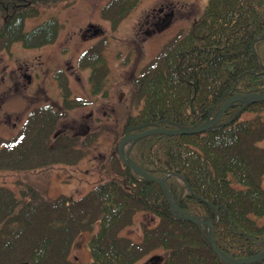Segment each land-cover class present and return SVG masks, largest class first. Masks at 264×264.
Instances as JSON below:
<instances>
[{"label":"trees","instance_id":"16d2710c","mask_svg":"<svg viewBox=\"0 0 264 264\" xmlns=\"http://www.w3.org/2000/svg\"><path fill=\"white\" fill-rule=\"evenodd\" d=\"M62 1L0 0V17H7L0 26V49L16 42L25 47L52 43L60 29L55 17L29 28L26 20ZM140 1L109 0L102 15L115 25ZM79 64L91 70V93L104 92L108 76L102 51L89 49ZM56 77L63 110L36 106L16 135L0 139V170L75 164L82 145L93 144L96 134L83 142L51 135L64 111L76 106L60 71ZM133 91L143 106L126 125L157 122L165 128L198 126L216 116L232 94L264 92V0H208L200 17L138 74ZM263 109L264 101L236 103L205 132L153 134L128 148L140 167L165 179L185 212L215 223L217 245L237 258L264 249ZM115 154L110 156L115 178L95 183L81 198L49 199L29 182L18 189L0 185V264H73L74 241L85 230L92 233L88 264H137L158 249L164 251L159 264H226L212 250L205 225L171 213L161 187ZM141 212L153 213L158 222L144 223L142 238L134 240L123 232ZM244 264H264V259Z\"/></svg>","mask_w":264,"mask_h":264},{"label":"rangeland","instance_id":"374dc122","mask_svg":"<svg viewBox=\"0 0 264 264\" xmlns=\"http://www.w3.org/2000/svg\"><path fill=\"white\" fill-rule=\"evenodd\" d=\"M108 1L64 0L53 6H45L38 17L26 20L27 27L55 17L60 25L57 38L38 49L15 44L11 52L13 58L0 51V139L16 135L29 112L36 106L42 107L49 103L63 110L65 101L63 89L56 77L58 70L71 92L69 98L75 101L76 106L64 111L51 135L55 138L59 133L76 136L81 142L90 134L97 135L93 144L82 145V156L75 164L56 163L30 172L0 170V185L18 189L21 182H29L49 199L59 194L81 198L95 183L115 178L117 171L110 164V156L114 153L118 156L119 143L129 128L127 120L143 106L135 98V78L179 33L200 17L208 2L141 0L134 10L114 25L102 15ZM162 6H173L171 8L175 9V14L156 27H148L147 14ZM6 18L0 17V26ZM93 47L102 51L107 68L104 92L99 95L91 93V70L80 68L79 64L84 54ZM23 70L30 77H23ZM236 94L246 93L232 95ZM243 117L254 118L256 114L245 113ZM129 146L130 143L126 145V151ZM260 146L264 147V139ZM157 222L153 213H138L133 224L123 234L140 240L143 224L155 225ZM91 235L85 230L76 236L71 250L73 264L91 261L88 246ZM163 253L162 249H158L137 264H158L151 262V258Z\"/></svg>","mask_w":264,"mask_h":264},{"label":"water","instance_id":"95a60500","mask_svg":"<svg viewBox=\"0 0 264 264\" xmlns=\"http://www.w3.org/2000/svg\"><path fill=\"white\" fill-rule=\"evenodd\" d=\"M264 101V93H246V94H236L232 95L221 106L216 116L209 117L207 121L204 123L198 125V126H183V125H177V127L174 128H165L160 127L159 123H144L137 126H131L126 130L125 135L121 139L119 146H118V152L119 156L129 169L134 171L136 174L141 176L144 180H149L152 182H156L161 189L163 190L166 199L170 205V211L174 213L179 218L186 219L188 221L193 222L196 225H206L208 227V241L210 243V246L212 250L221 258V260L226 264H244V263H254V262H260L264 259V249L261 250L258 253H255L250 256L246 257H233L225 253L223 250L219 248L217 245L216 239H215V223L208 219L203 218L199 216L191 215L187 212H185L177 201H175L174 196L172 194V191L170 190L168 184L166 183L164 178L154 176L144 170L142 167H140L134 160L130 157L129 150H125V147L129 141L135 142L136 140H139L143 137L153 135V134H166V135H176V134H192V133H202L207 131L209 128L213 127L215 124H217L224 113L236 102H242L247 104L255 103V102H263ZM139 132H131L135 129H141L145 128ZM16 264H31L28 261L19 262Z\"/></svg>","mask_w":264,"mask_h":264},{"label":"flooded vegetation","instance_id":"af4514ba","mask_svg":"<svg viewBox=\"0 0 264 264\" xmlns=\"http://www.w3.org/2000/svg\"><path fill=\"white\" fill-rule=\"evenodd\" d=\"M171 7H173V6L166 7V8H165V6H162L158 10L153 9L150 14H147V16H146V19H147L146 22H147L148 27H150V26L156 27L158 24L162 23L163 21H166V18L167 17H169V18L173 17V15L175 14V9L174 8H171ZM15 44H21V45H23L22 42H16L13 45H15ZM13 45H11V44L6 45L5 48L0 49L1 53L9 54L10 56H12V53L11 52H12V46ZM25 48L38 49V48H42V45L40 47L37 46L35 48L34 47H25ZM12 58H13V56H12ZM27 69H29V68L27 67ZM59 71L60 70H58L57 72H59ZM22 72H23V77H25V78L30 77L29 76L30 74L27 71H24L23 70ZM46 104H49V103H46Z\"/></svg>","mask_w":264,"mask_h":264}]
</instances>
